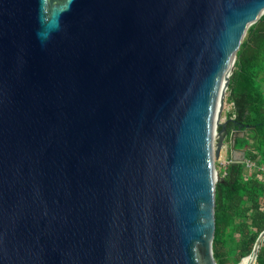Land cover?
<instances>
[{
    "label": "water",
    "instance_id": "obj_1",
    "mask_svg": "<svg viewBox=\"0 0 264 264\" xmlns=\"http://www.w3.org/2000/svg\"><path fill=\"white\" fill-rule=\"evenodd\" d=\"M263 15L264 0H0V264H217L228 137L246 159L224 99Z\"/></svg>",
    "mask_w": 264,
    "mask_h": 264
},
{
    "label": "trees",
    "instance_id": "obj_2",
    "mask_svg": "<svg viewBox=\"0 0 264 264\" xmlns=\"http://www.w3.org/2000/svg\"><path fill=\"white\" fill-rule=\"evenodd\" d=\"M229 80V134H242L236 148L246 150L245 160L257 170H249L245 161L227 167L216 164L222 177L216 184L213 252L217 264H238L251 256L264 231V15L249 27ZM256 264H264V240Z\"/></svg>",
    "mask_w": 264,
    "mask_h": 264
},
{
    "label": "rangeland",
    "instance_id": "obj_3",
    "mask_svg": "<svg viewBox=\"0 0 264 264\" xmlns=\"http://www.w3.org/2000/svg\"><path fill=\"white\" fill-rule=\"evenodd\" d=\"M246 37V36H245ZM227 95H228V93H227V91H226V95H225V104H224V109H223V111H222V119H221V121L223 122V121H225V120H227L228 119V115H229V113L232 111V105L231 104H229L228 102H227ZM240 135H242V134H240ZM228 146V145H227ZM230 157H231V152H227V151H225V152H223L222 153V157H221V159L220 160H218V161H216V164L219 162H221V160L222 161H224V162H226V161H228V159H230ZM218 163V165L219 166H221V164H219ZM219 166H216V169H217V171H218V173L220 172V168H219Z\"/></svg>",
    "mask_w": 264,
    "mask_h": 264
},
{
    "label": "built area",
    "instance_id": "obj_4",
    "mask_svg": "<svg viewBox=\"0 0 264 264\" xmlns=\"http://www.w3.org/2000/svg\"><path fill=\"white\" fill-rule=\"evenodd\" d=\"M231 162H233V161H232V160H228V161L224 162V161L221 160L220 164H221L223 167H227L228 164H230ZM245 162H246V167H247L249 170H251V171H255V170H257V166H256L254 163H252V162H250V161H248V160H245Z\"/></svg>",
    "mask_w": 264,
    "mask_h": 264
},
{
    "label": "crops",
    "instance_id": "obj_5",
    "mask_svg": "<svg viewBox=\"0 0 264 264\" xmlns=\"http://www.w3.org/2000/svg\"><path fill=\"white\" fill-rule=\"evenodd\" d=\"M227 145H228V146L225 148V151L230 152L229 141L227 142ZM225 151H224V152H225ZM236 156H237V157H240V156H241V152H237ZM230 159L232 160L231 157H230Z\"/></svg>",
    "mask_w": 264,
    "mask_h": 264
},
{
    "label": "bare ground",
    "instance_id": "obj_6",
    "mask_svg": "<svg viewBox=\"0 0 264 264\" xmlns=\"http://www.w3.org/2000/svg\"><path fill=\"white\" fill-rule=\"evenodd\" d=\"M249 260H244L241 264H247Z\"/></svg>",
    "mask_w": 264,
    "mask_h": 264
}]
</instances>
